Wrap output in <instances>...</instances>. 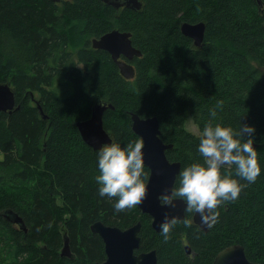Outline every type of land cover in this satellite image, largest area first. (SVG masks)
Returning a JSON list of instances; mask_svg holds the SVG:
<instances>
[{"label":"trees","instance_id":"obj_1","mask_svg":"<svg viewBox=\"0 0 264 264\" xmlns=\"http://www.w3.org/2000/svg\"><path fill=\"white\" fill-rule=\"evenodd\" d=\"M140 1L132 9L102 0H0V83L17 102L11 113L0 111V264L103 262L96 221L123 229L140 221L136 252L156 249L158 264H212L234 244L264 264V171L254 183L241 180L247 186L219 206L208 231L181 219L168 239L139 205L116 213V198L98 195V149L76 122L102 101L115 107L105 111L104 127L122 145L140 138L132 112L156 115L161 138L173 144L167 158L181 169L197 157L189 124L201 131L211 110L214 122L254 125L264 169V0ZM185 21L206 23L201 47L182 33ZM112 29L131 32L142 51L131 61L132 79L108 51L92 47ZM66 239L71 256L61 254Z\"/></svg>","mask_w":264,"mask_h":264},{"label":"clouds","instance_id":"obj_2","mask_svg":"<svg viewBox=\"0 0 264 264\" xmlns=\"http://www.w3.org/2000/svg\"><path fill=\"white\" fill-rule=\"evenodd\" d=\"M198 133L197 157L182 167L173 186L166 188L158 199L162 206H176L183 201L185 213L199 214L202 224L212 227L219 219L218 208L227 201H235L247 183H254L261 175L262 165L254 147L256 127L241 123L214 122L216 113ZM143 136L121 144L110 141L97 150L98 195L109 200L116 198L113 209L120 213L132 208L147 197L151 172L146 164ZM191 226L192 219L165 214L160 225L161 235L170 237L178 221Z\"/></svg>","mask_w":264,"mask_h":264},{"label":"water","instance_id":"obj_3","mask_svg":"<svg viewBox=\"0 0 264 264\" xmlns=\"http://www.w3.org/2000/svg\"><path fill=\"white\" fill-rule=\"evenodd\" d=\"M60 2L61 0H52ZM105 3L121 8L122 6L140 9L142 2L140 0H102ZM260 4L261 2L257 0ZM206 23L199 21L195 23L183 22L181 31L184 35L190 37L194 45L200 47L204 43ZM92 47L95 49H104L108 51L117 64L121 75L127 79L135 76V67L131 63L134 57L142 55L141 49L133 45L131 32L112 29L100 37L92 39ZM124 56L126 59H122ZM15 93L8 83H0V111L12 112L15 107ZM114 109L112 103L99 102L92 109L91 117L76 122V126L84 142L93 149H98L102 144L113 141L112 136L104 127L103 117L105 111ZM132 129L141 138L145 139L146 164L151 172L149 192L139 208L143 213L152 217V226L160 231V225L164 220L165 214L183 218L186 213V205L183 201H177L176 206H162L159 195L163 194L166 188H171L176 181L181 169L179 161L171 162L166 155V151L173 147L172 143H165L161 138V129L159 118L154 116L141 117L132 112ZM21 221V218H17ZM194 223L204 231L209 227L200 221L199 214L193 215ZM141 222L128 227L109 226L101 221H96L91 225V230L98 233L105 244L106 259L98 264H158L157 250L153 249L147 252L136 253L140 247ZM187 253H190V246L186 245ZM62 255L71 256L69 243L66 239L61 251ZM212 264H263L250 260L244 246L240 244L230 245L220 250L214 258Z\"/></svg>","mask_w":264,"mask_h":264},{"label":"rangeland","instance_id":"obj_4","mask_svg":"<svg viewBox=\"0 0 264 264\" xmlns=\"http://www.w3.org/2000/svg\"><path fill=\"white\" fill-rule=\"evenodd\" d=\"M261 70H263L264 71V67H261ZM189 129L192 131V132H194V133H199V129H198V127H196L195 125H193L192 123H190L189 124Z\"/></svg>","mask_w":264,"mask_h":264},{"label":"flooded vegetation","instance_id":"obj_5","mask_svg":"<svg viewBox=\"0 0 264 264\" xmlns=\"http://www.w3.org/2000/svg\"><path fill=\"white\" fill-rule=\"evenodd\" d=\"M259 1H260V0H259ZM260 2H261V1H260ZM258 4H259V3H258ZM261 4H262V3H260L259 5H261ZM122 7H124V6H122ZM193 44H194V42H193ZM194 46H195V45H194ZM196 47H197V46H196ZM200 47H201V46H200ZM121 58H122V59H126L124 56H122ZM132 60H133V59H132ZM132 60H128V61H132ZM193 215H194V214H193ZM192 219H193V217H192ZM193 222H194V220H193ZM196 225H197V224H196ZM186 245H187V244H186ZM186 245H185V246H186ZM185 248H186V247H185ZM137 250H139V249H137ZM137 250H136V251H137ZM141 252H147V251H141ZM141 252H138V253H141ZM136 253H137V252H136ZM190 253H191V248H190Z\"/></svg>","mask_w":264,"mask_h":264},{"label":"bare ground","instance_id":"obj_6","mask_svg":"<svg viewBox=\"0 0 264 264\" xmlns=\"http://www.w3.org/2000/svg\"><path fill=\"white\" fill-rule=\"evenodd\" d=\"M17 103V102H16ZM186 249V248H185Z\"/></svg>","mask_w":264,"mask_h":264}]
</instances>
